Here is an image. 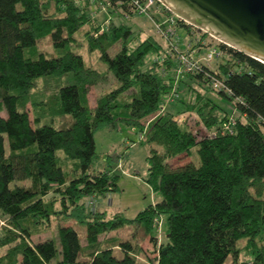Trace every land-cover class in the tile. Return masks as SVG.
<instances>
[{"label": "trees", "instance_id": "obj_1", "mask_svg": "<svg viewBox=\"0 0 264 264\" xmlns=\"http://www.w3.org/2000/svg\"><path fill=\"white\" fill-rule=\"evenodd\" d=\"M118 1L0 0V264H225L229 256L239 264L242 252L241 264H264V64L220 44L223 61L177 79L176 57L155 35L92 14L103 5L117 17L135 15ZM86 25L102 69L70 48L82 45L75 34ZM178 28L193 47L204 44L193 26L179 20ZM47 36L57 55L38 47ZM110 74L112 88L90 106V88ZM211 76L230 94L214 89ZM181 88V109H163ZM217 98L232 103L234 118ZM122 126L138 131L145 181L160 195L131 217L97 204L118 190L126 153L109 152L92 169L95 133ZM193 146L198 164L171 166ZM53 220L56 235L31 243Z\"/></svg>", "mask_w": 264, "mask_h": 264}, {"label": "rangeland", "instance_id": "obj_2", "mask_svg": "<svg viewBox=\"0 0 264 264\" xmlns=\"http://www.w3.org/2000/svg\"><path fill=\"white\" fill-rule=\"evenodd\" d=\"M156 4L150 9L148 14L141 15H133L129 18L117 17L115 13L110 12L112 8H108L109 11H99L95 9L92 14L97 16L100 15L101 19H113V21H126L132 25L135 29H139L142 31V36L146 35H155L166 47L165 41L160 37L155 31V23L156 21H162L163 14L155 10ZM100 8V6H99ZM101 12V13H100ZM88 28L86 25L79 32L75 34L76 42L82 43V45H72L71 49L78 52L84 57L85 63L87 65H92L96 68H104L105 63L102 62L98 58L97 52H92L88 50L86 42L84 40V31ZM195 29L194 32H198L201 36H205L203 41L204 45L199 46V52L201 55L209 52L213 47H215L216 41L215 39L208 36L207 33L202 30L193 27ZM177 33L180 37L179 48L181 51H186L189 43L193 42L194 37L189 35L185 29L178 28ZM209 45H205L208 44ZM38 47L44 50L48 55H57L55 48L52 45L51 37L47 36L44 39L38 42ZM120 43L114 44L109 49V54L113 56L119 49ZM222 57H216L212 61V68L216 66V64L220 61H223ZM231 62V61H230ZM237 68V66H236ZM109 80L107 83L95 85L90 88L88 93V100L90 106L94 105L95 97L101 93L108 91L112 88V85L115 83L112 74L109 75ZM185 91L181 88L179 90V96H184ZM218 104H220L223 108H225L229 112V116L233 117L236 115L234 108L232 107V103L225 101L223 99H216ZM181 104H178L174 101H167L165 98V102L163 104V109H172L174 113L178 112L181 109ZM4 115V114H3ZM31 116V115H30ZM196 117L190 118V126L192 125L194 129H196L198 135L205 134V129L196 123ZM95 146H96V154L93 158L92 169H101L104 166V160L106 158L107 153L116 151L117 153H126V158L120 159L119 168L122 169L123 174L120 176L118 181V190L111 192L109 195L104 197L97 198V204L99 208L102 210H107L109 214L114 212H124L127 216L131 217L135 213H137L140 209L145 208L149 204H153L154 202L160 199V195L158 192H154L149 185L146 183L145 179L147 177V149L144 145H141L137 142L139 138V133L133 127L122 126L120 130L108 132L105 129L99 130L95 133ZM196 146H193L189 152V155H181L180 157L174 158L170 164L171 166H178L189 161H192L194 164L199 163L198 155L196 152ZM17 184H27V181L20 180L16 182ZM72 222V221H71ZM70 223V222H69ZM0 224L4 225V220L0 217ZM56 221L53 220L47 229L43 230L39 234L32 235L30 237V242L35 243L38 241H42L45 239H49L56 235L55 228ZM161 229H165V222L162 220ZM83 236L82 232H79V236ZM161 236L164 237L163 230H161ZM82 244L85 243L83 237H81ZM244 242L239 241L236 246L240 248L243 246ZM144 248H148V241L143 243ZM3 250H0V252ZM114 254L119 257L121 254L117 251H114ZM151 254V253H150ZM245 254L242 252L238 257L239 264L245 262L246 260ZM225 264H233L232 256H229L226 260Z\"/></svg>", "mask_w": 264, "mask_h": 264}, {"label": "water", "instance_id": "obj_3", "mask_svg": "<svg viewBox=\"0 0 264 264\" xmlns=\"http://www.w3.org/2000/svg\"><path fill=\"white\" fill-rule=\"evenodd\" d=\"M187 24L264 64V0H159Z\"/></svg>", "mask_w": 264, "mask_h": 264}, {"label": "built area", "instance_id": "obj_4", "mask_svg": "<svg viewBox=\"0 0 264 264\" xmlns=\"http://www.w3.org/2000/svg\"><path fill=\"white\" fill-rule=\"evenodd\" d=\"M118 3L119 4L126 3L127 6H133L135 15L148 14L150 12V9L156 4L155 10L163 14V19L162 21H156L155 31L166 42L165 54L171 58L173 56L176 57L177 68L175 69V71H176L177 79L181 76H184L185 73L198 72L202 69V67L212 68L211 67L213 65L212 61L216 57L224 58L225 52L220 47V44H224V43L211 36H210L211 38L217 40L216 41L217 45L213 47L206 54L201 55L199 50H197L199 49V46L195 48L193 47L192 43L188 44L186 51H181L179 48L180 37L177 33V22L182 19L177 15H175L174 13H172L169 9H167L159 0H124V1L119 0ZM97 8L99 11L107 10V8L103 5L102 6L98 5ZM165 10L169 11L170 14L164 13ZM206 45H209V43ZM224 45L228 46L227 44ZM210 81H211V86L214 89H218V90L224 89L228 94H230V90L226 88V86L224 85L223 79H220L215 76H211ZM178 96H179V92L173 89L172 92L169 94V96H167L166 98L167 101H174ZM231 121H233L232 118H230L229 122ZM93 200H94L93 198L89 199L88 200L89 204H92ZM160 225L161 222H159V226Z\"/></svg>", "mask_w": 264, "mask_h": 264}, {"label": "crops", "instance_id": "obj_5", "mask_svg": "<svg viewBox=\"0 0 264 264\" xmlns=\"http://www.w3.org/2000/svg\"><path fill=\"white\" fill-rule=\"evenodd\" d=\"M198 34V33H197ZM192 44H194V42H192Z\"/></svg>", "mask_w": 264, "mask_h": 264}]
</instances>
